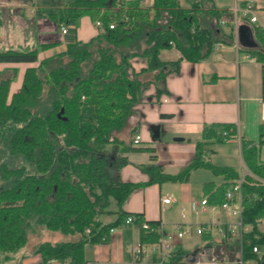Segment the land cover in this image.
<instances>
[{
    "label": "trees",
    "instance_id": "trees-1",
    "mask_svg": "<svg viewBox=\"0 0 264 264\" xmlns=\"http://www.w3.org/2000/svg\"><path fill=\"white\" fill-rule=\"evenodd\" d=\"M144 1L71 0L62 10L48 11L51 21L68 26L65 51L43 59L40 52L57 44L0 51V179L10 182L0 190V253L6 256L0 264H9L10 257L27 244L34 222L78 237L60 244H39L34 254L41 256V264H85V245L106 244L111 229L126 224L129 217L135 218L140 242H159V234L143 228L145 222L152 228L159 223L125 211L135 191L155 183L186 182L200 168L228 180L240 179L234 170L214 166L207 158L210 143L237 137L233 125L207 127L195 157L175 176L146 166L142 169L151 177L146 183L119 178L127 161L118 156L122 141L116 135L125 129L148 88L182 60L207 59L214 45L215 30L198 22L202 0H183L184 4L154 0L151 8ZM84 16L99 21L102 29L88 42L77 37V25ZM239 29V47L262 64L264 96L263 34L257 35L247 22ZM173 46L180 59L163 60V52ZM136 60L144 62L139 69ZM20 67H24L21 73ZM161 93L158 90L157 96ZM241 146L251 173L241 184L242 224L253 227L252 251L264 245V238H255L260 234L258 222L264 219V163L258 161L250 142L242 141ZM6 156L22 158V164L2 162ZM230 189V185L221 187L220 203ZM106 217L112 221L105 223Z\"/></svg>",
    "mask_w": 264,
    "mask_h": 264
},
{
    "label": "crops",
    "instance_id": "crops-1",
    "mask_svg": "<svg viewBox=\"0 0 264 264\" xmlns=\"http://www.w3.org/2000/svg\"><path fill=\"white\" fill-rule=\"evenodd\" d=\"M153 2L145 0L143 5L151 8ZM248 2L254 5L259 20L257 23H251L243 13ZM21 3L22 0H0V9L9 10L6 16L9 22L25 17L21 12ZM181 3L184 4L183 0ZM41 5L33 16V24L38 22L35 37H24L21 43L34 48L57 44L40 52L43 59L65 51L68 43L66 34L50 20L48 13L66 6L57 10ZM236 7L239 8V26L247 22L257 35L260 33L257 30L263 31L264 0H202V8L197 13L198 22L202 27L211 26L215 30L214 44L223 43L224 48L219 51L213 48L210 56L200 62L182 60L162 81L152 84L121 132V152L118 156L127 162L120 169L119 178L124 182L146 183L151 177L143 167L157 166L170 176L186 168L195 157L197 144L202 142L207 127L233 125L237 129L236 138L224 143H210L207 158L214 166L234 170L240 177L238 181L200 168L193 170L186 182L155 183L140 188L126 203V212L159 223L164 234L176 232L177 228L189 231L184 239L176 241L174 257H166L164 264H264V249H260L264 245H259L257 252L250 248L253 227L242 224V212L241 216H234L221 207L225 201H219L221 187L230 185L233 188L251 174L243 159L242 141L250 142L258 152V161L264 163L262 64L241 47L235 48L236 39L239 41L240 38L239 27L221 23L224 19L234 18ZM209 11H214L216 15ZM80 21L77 25L79 41L88 42L102 32L91 17L84 16ZM19 23L26 26L24 22ZM5 32L9 34V24ZM180 57L175 46L162 54V59L168 62H176ZM134 64L139 69L144 62L136 60ZM13 86L17 88L15 84ZM158 90L162 91L160 96H157ZM136 135L141 136L138 146L133 145ZM235 197L237 201L233 207L237 208L240 204L242 207L241 192H237ZM163 198L170 199V203L163 204ZM204 198L216 209L193 212L192 202L200 204ZM103 221L110 223L112 217ZM199 227L204 228L202 234L196 232ZM113 229L106 244L85 245V264H136L128 249L144 244L140 242V230L134 223H124ZM258 230L260 234H256L255 238H264V219L258 222ZM5 258L2 254L3 261ZM13 259L15 264H41V256L34 251L11 256L9 264ZM159 262V255L150 254L144 264Z\"/></svg>",
    "mask_w": 264,
    "mask_h": 264
},
{
    "label": "rangeland",
    "instance_id": "rangeland-1",
    "mask_svg": "<svg viewBox=\"0 0 264 264\" xmlns=\"http://www.w3.org/2000/svg\"><path fill=\"white\" fill-rule=\"evenodd\" d=\"M71 0H22L21 3V12L25 14V17L23 19H12L10 22L6 19L7 14H9V10L6 9H0V51H5L8 49H14V50H28V49H40V48H34L33 45H27L25 46L21 43L24 42V37L29 39L30 36L33 38L35 37L37 30L38 22L35 21L33 24V16L34 12L37 7H42L41 4L52 6L53 9L59 10L60 7L67 6ZM33 12V13H32ZM14 12H12V15ZM23 16V15H22ZM20 22H24L26 24L25 27L21 25ZM81 22V21H80ZM94 22V21H93ZM9 24V34L5 32L7 26ZM23 45V46H22ZM169 53H166L165 55H168ZM164 55V56H165ZM24 67H20L19 72H23ZM13 73H8V76H11ZM21 81V77H18V80L15 86H19ZM119 139L122 136L121 133L116 135ZM23 161L22 158L20 159H13L8 156L2 160V162L9 163V165L14 166H20ZM1 163V161H0ZM9 181H4L0 179V190L9 186ZM27 244L18 252V254H28L32 251H34L39 244L42 243H51V244H60L63 242H69V241H76L78 240V237H72V236H66L63 235L60 232H55L46 229L44 226L39 225L37 223H33L32 227L30 228L28 235H27ZM260 249L263 250L264 248L260 246ZM3 261L2 254L0 253V262ZM16 261L13 259L11 264H15Z\"/></svg>",
    "mask_w": 264,
    "mask_h": 264
},
{
    "label": "built area",
    "instance_id": "built-area-1",
    "mask_svg": "<svg viewBox=\"0 0 264 264\" xmlns=\"http://www.w3.org/2000/svg\"><path fill=\"white\" fill-rule=\"evenodd\" d=\"M239 11V8H235L234 9V13L235 16L232 19H224L221 21V23L223 25H226L227 23H232L234 26H236L237 28L239 27V20H238V16L237 13ZM243 13L245 16L249 17V20L251 23H257L258 17L255 13L254 10V5L252 2H248L247 5L245 6V8L243 9ZM96 25L98 27L101 26V23L98 21L96 22ZM61 32L63 34H66L68 31V27L66 25H62L61 27ZM111 29L114 28V25L110 26ZM258 33L262 32L263 33V37H264V29L263 31L257 30ZM235 48L238 49L239 48V41L236 39V42L234 44ZM215 51H219L220 49L224 48V44L217 42L214 44L213 46ZM225 134V133H224ZM141 142V136L140 135H136L133 139V145L134 146H138ZM237 192H241V182L237 183L236 185L233 186V188L227 192L226 194V200L225 202L221 205V207L228 211L231 212L234 216H241V212H242V207L241 204L237 207L234 208L233 205L235 204L236 197L235 194ZM163 204H168L170 203V199L168 198H163L162 200ZM199 209L205 210V211H209V210H214L216 209V206H211L209 205L208 201L206 198H204L200 204H198L197 202L193 201L192 202V210L195 213L199 212ZM183 218H185V213H183ZM134 219L133 217H129L126 220V224H133L134 223ZM143 228L149 232H154L157 233L161 236L159 242H155V243H151V244H137L134 246H131L128 251L131 254V256L133 257V261L136 264H144L146 262V259L148 258V256L150 254H157L160 257V262L158 264H164V260L166 257H174V253H175V244L177 240H182L184 239L188 234L189 231L188 230H183L180 228H177L176 232L173 233H163L162 230V226L159 224L157 227L152 228L148 223H144ZM204 231L203 227H199L197 229V234H202ZM90 231L87 230V233H89ZM111 233L114 232V229H111L110 231ZM257 248H254V252H257ZM208 264H214V263H208Z\"/></svg>",
    "mask_w": 264,
    "mask_h": 264
},
{
    "label": "bare ground",
    "instance_id": "bare-ground-1",
    "mask_svg": "<svg viewBox=\"0 0 264 264\" xmlns=\"http://www.w3.org/2000/svg\"><path fill=\"white\" fill-rule=\"evenodd\" d=\"M68 27V26H67ZM101 27V26H100ZM111 233V232H110ZM257 248V247H256Z\"/></svg>",
    "mask_w": 264,
    "mask_h": 264
}]
</instances>
